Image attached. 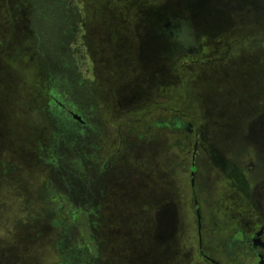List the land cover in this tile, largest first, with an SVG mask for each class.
Masks as SVG:
<instances>
[{
	"label": "rangeland",
	"instance_id": "374dc122",
	"mask_svg": "<svg viewBox=\"0 0 264 264\" xmlns=\"http://www.w3.org/2000/svg\"><path fill=\"white\" fill-rule=\"evenodd\" d=\"M53 1L0 0V264H253L264 0Z\"/></svg>",
	"mask_w": 264,
	"mask_h": 264
},
{
	"label": "flooded vegetation",
	"instance_id": "af4514ba",
	"mask_svg": "<svg viewBox=\"0 0 264 264\" xmlns=\"http://www.w3.org/2000/svg\"><path fill=\"white\" fill-rule=\"evenodd\" d=\"M71 113V111H70ZM194 169V168H193ZM194 174V173H193ZM198 221L201 223V216L198 213ZM239 239L247 244L249 248V254L252 256L253 264H264V226L259 227L258 231H253L250 235H247L244 231L239 234ZM202 239L200 238V245ZM213 264H219L215 260L207 257ZM249 260V258H247Z\"/></svg>",
	"mask_w": 264,
	"mask_h": 264
},
{
	"label": "trees",
	"instance_id": "16d2710c",
	"mask_svg": "<svg viewBox=\"0 0 264 264\" xmlns=\"http://www.w3.org/2000/svg\"><path fill=\"white\" fill-rule=\"evenodd\" d=\"M42 1H45V0H39V3H41ZM52 1V6H51V8H49V9H47V8H44L43 6H41V8H40V10H38L39 11V13H38V11L36 12V17L38 18V17H41V15L42 14H48V15H52L53 14V6L54 5H57V3L58 2H55V1H53V0H51ZM59 2H62V0H60ZM71 8H73V7H71ZM76 9V8H75ZM66 14H67V16H69V13H68V5L66 4L65 5V9L63 10V12H62V14L60 15V14H56V18L57 19H59L60 20V17L62 16V18H63V20H66L67 22H70L71 24H73V22H74V20L75 19H73V18H71L70 16L69 17H66ZM72 19V20H71ZM58 20V21H59ZM60 23H62V22H60ZM75 23V22H74ZM176 24V23H175ZM182 41L185 43V42H187V43H190L191 41H192V36H191V34H189V31L188 30H185L184 32H183V34H182ZM83 54H84V52H83ZM86 58H87V54H86ZM67 70V69H66Z\"/></svg>",
	"mask_w": 264,
	"mask_h": 264
},
{
	"label": "water",
	"instance_id": "95a60500",
	"mask_svg": "<svg viewBox=\"0 0 264 264\" xmlns=\"http://www.w3.org/2000/svg\"><path fill=\"white\" fill-rule=\"evenodd\" d=\"M198 6H201V7H202V6H203V4L199 3V4H198ZM73 117H74L75 119H77V120H79V121H80V117H78L77 115H73Z\"/></svg>",
	"mask_w": 264,
	"mask_h": 264
}]
</instances>
